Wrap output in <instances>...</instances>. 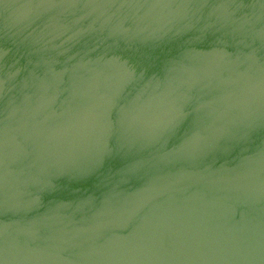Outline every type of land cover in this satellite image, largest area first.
Returning <instances> with one entry per match:
<instances>
[{"label":"water","instance_id":"obj_1","mask_svg":"<svg viewBox=\"0 0 264 264\" xmlns=\"http://www.w3.org/2000/svg\"><path fill=\"white\" fill-rule=\"evenodd\" d=\"M0 264H264V0H0Z\"/></svg>","mask_w":264,"mask_h":264}]
</instances>
